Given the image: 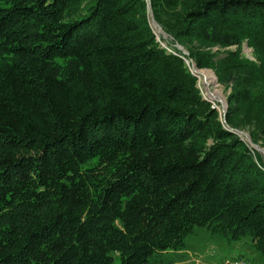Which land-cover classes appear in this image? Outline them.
<instances>
[{
    "label": "trees",
    "instance_id": "1",
    "mask_svg": "<svg viewBox=\"0 0 264 264\" xmlns=\"http://www.w3.org/2000/svg\"><path fill=\"white\" fill-rule=\"evenodd\" d=\"M150 2L166 37L147 0H0V264H171L198 226L264 256V154L228 128L264 146V0Z\"/></svg>",
    "mask_w": 264,
    "mask_h": 264
},
{
    "label": "rangeland",
    "instance_id": "2",
    "mask_svg": "<svg viewBox=\"0 0 264 264\" xmlns=\"http://www.w3.org/2000/svg\"><path fill=\"white\" fill-rule=\"evenodd\" d=\"M228 48L214 46L213 50L224 53ZM230 48H236V46ZM241 49L243 55L256 59L254 47L248 41L242 43ZM187 62L192 67V60L187 59ZM200 71L209 72L213 77L214 83L198 77L199 86L204 96L206 95V97L212 99L214 106L220 111L221 118L224 121L223 106L217 99L228 100L227 95L230 88L218 82L217 75L213 69H200ZM247 128H249V125L243 130L250 134ZM242 137L246 139L244 136ZM162 257L171 264H264V256L256 249L250 236L234 240L212 233L207 227L201 226L196 227L195 231L187 238V244L184 249L165 251L162 253Z\"/></svg>",
    "mask_w": 264,
    "mask_h": 264
},
{
    "label": "water",
    "instance_id": "3",
    "mask_svg": "<svg viewBox=\"0 0 264 264\" xmlns=\"http://www.w3.org/2000/svg\"><path fill=\"white\" fill-rule=\"evenodd\" d=\"M147 1H148V4H149V6H148V11H149V14H150L151 22H152V25L154 26V29H155L156 33L158 34V38L160 37L161 34H162L163 36H165V37L168 36V33L162 28V26L158 23V21H157L156 18L154 17V14H153V8H152V6H151V2H150V0H147ZM175 44H176V46H177L179 49H181L185 54H189V51H188L187 48H185L184 46H182V45H181L180 43H178V42H176ZM198 68H199V67L196 65L195 61L192 59V67H191V70H192V72H193L196 76H198V74H197V72H196V69H198ZM205 98L208 99V100H210V101H212V99H210V98H208V97H206V96H205ZM217 101H219V102L222 104V106H223L222 110H223V114H224V122H226V117H225V115H226V113H227V109H228L229 101L226 100V99L223 100L222 98L217 99ZM228 128H229L231 131H233V132H235V133H238V134L244 136V137L248 140V142L250 143V145H251L253 148L259 150L260 152H262V153L264 154V147L261 146L259 143H255V142H253L251 135H250L246 130L240 129V128H238V127H232V126L229 125V124H228Z\"/></svg>",
    "mask_w": 264,
    "mask_h": 264
},
{
    "label": "bare ground",
    "instance_id": "4",
    "mask_svg": "<svg viewBox=\"0 0 264 264\" xmlns=\"http://www.w3.org/2000/svg\"><path fill=\"white\" fill-rule=\"evenodd\" d=\"M199 71H200V69H196V72H197L199 78L205 79L206 81H210L211 83H214L213 77L209 74V72L200 71V73H198Z\"/></svg>",
    "mask_w": 264,
    "mask_h": 264
}]
</instances>
